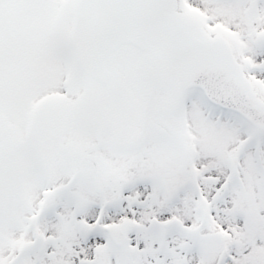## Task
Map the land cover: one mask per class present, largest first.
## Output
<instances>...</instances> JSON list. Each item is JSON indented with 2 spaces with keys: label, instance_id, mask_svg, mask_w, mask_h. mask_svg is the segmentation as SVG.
<instances>
[{
  "label": "snow or ice",
  "instance_id": "1",
  "mask_svg": "<svg viewBox=\"0 0 264 264\" xmlns=\"http://www.w3.org/2000/svg\"><path fill=\"white\" fill-rule=\"evenodd\" d=\"M0 264H264V0H0Z\"/></svg>",
  "mask_w": 264,
  "mask_h": 264
}]
</instances>
